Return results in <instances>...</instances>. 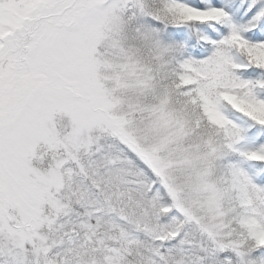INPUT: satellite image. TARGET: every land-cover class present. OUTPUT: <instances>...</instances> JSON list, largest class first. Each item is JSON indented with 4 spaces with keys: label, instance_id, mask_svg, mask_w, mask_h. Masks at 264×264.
Instances as JSON below:
<instances>
[{
    "label": "snow or ice",
    "instance_id": "1",
    "mask_svg": "<svg viewBox=\"0 0 264 264\" xmlns=\"http://www.w3.org/2000/svg\"><path fill=\"white\" fill-rule=\"evenodd\" d=\"M0 264H264V0H0Z\"/></svg>",
    "mask_w": 264,
    "mask_h": 264
}]
</instances>
